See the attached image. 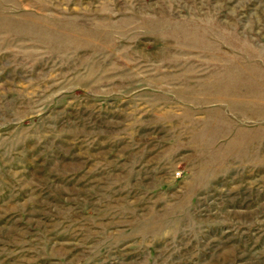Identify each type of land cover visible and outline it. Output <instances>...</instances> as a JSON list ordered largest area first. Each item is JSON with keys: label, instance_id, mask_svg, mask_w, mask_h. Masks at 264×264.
<instances>
[{"label": "rangeland", "instance_id": "1", "mask_svg": "<svg viewBox=\"0 0 264 264\" xmlns=\"http://www.w3.org/2000/svg\"><path fill=\"white\" fill-rule=\"evenodd\" d=\"M0 264H264V0H0Z\"/></svg>", "mask_w": 264, "mask_h": 264}]
</instances>
